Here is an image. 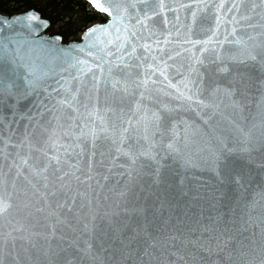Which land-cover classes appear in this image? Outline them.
Returning <instances> with one entry per match:
<instances>
[{"label": "water", "instance_id": "obj_1", "mask_svg": "<svg viewBox=\"0 0 264 264\" xmlns=\"http://www.w3.org/2000/svg\"><path fill=\"white\" fill-rule=\"evenodd\" d=\"M171 2L166 0V3ZM174 2L187 3V0ZM219 2L213 0V3ZM223 2L222 23L217 30L218 35L214 37L223 43H218L215 48L209 45L203 53L199 49L204 45L184 41L204 40L211 34L209 30L215 27L216 22L210 9L201 13L208 18V22H201L197 17L191 31L187 28L190 13L185 9L177 11L170 8L169 12L158 13L157 17L150 19L147 32L139 33L142 38L139 43L147 42L150 51L141 48L137 50L138 55L143 57L144 52L149 51L144 58L145 63L157 66H160L158 60H164L169 65L165 70L167 80L154 69L136 67L135 59L125 61V65H133L130 74L125 65L113 68L109 79L119 77L131 80L136 76L152 75L156 83L149 84L148 93L153 100L145 98L142 101L149 109L148 116L160 104H181L180 108L170 113L169 121L162 124L159 130L150 120L142 118V109L135 110V96H123L122 103H113L123 94L119 90L113 92L110 84L101 83L98 94L94 89L89 91L86 85L81 87L80 119L76 120L77 126L72 133L67 131L71 127L68 117L73 115L72 110L57 106V95H63L62 91L53 95L37 89L35 95L20 101L15 116L7 108L9 101L4 102V109L0 112V137L13 143L4 148L6 140L0 138V151L3 152L0 154V172L7 176L9 191H13V180L16 187L10 197L11 208L0 215V238L13 229L11 237H14L16 251L21 256L20 264H242V253L264 246V61L259 56L256 60L227 59L228 53L237 51L234 43L227 42L234 40L232 29L235 28V35L242 39L261 34L256 36L255 42L259 43L264 37V27H261L264 19H240L248 15L247 6L258 3V0H235L242 6L239 11L232 9L231 12L229 7L233 0ZM29 10L35 9L12 14L0 12V18L11 19ZM35 11L48 21L47 27L35 35H59L49 33L50 20ZM177 15L179 21L175 19ZM3 30L7 35V26H3ZM12 31L26 32V27L16 24L12 26ZM82 32L77 38L62 39L61 43L82 42ZM168 33L171 35L165 43L164 37ZM156 42L161 47L158 48ZM181 48L185 51H180ZM174 52L178 55H173ZM34 55L42 64L56 63L52 54L44 51H37ZM153 55L158 60H153ZM196 56L202 62H197ZM93 63L99 61L93 59ZM222 67L227 71L218 70ZM73 75L75 69L61 73L59 68H53L50 79L43 83L55 87L54 81H59L61 77L67 80ZM91 75L85 76L88 84L92 82ZM169 81L192 95L193 100L177 101L174 96L166 95V92H176ZM186 82H190V88L185 86ZM72 86L75 90V82ZM224 88L235 89L231 99L224 94ZM214 89H217L214 102L219 107L214 112L211 108L201 111L199 100H208ZM138 94L139 90H136V96ZM86 95L91 97L89 107L98 95L102 111L105 107L124 109L123 113L112 112L105 117L118 132L119 120L123 119L128 124L127 117L132 118L124 148L136 154L134 162L123 152L118 155L110 139L97 140L94 157L90 156L92 147L89 141L82 137L77 140L73 133L80 130L81 120L85 124L92 120L86 115ZM232 100L237 104L234 105ZM198 112L200 115H197ZM205 115H210L211 120H203ZM180 121L187 122V127ZM172 122L177 123L174 132ZM95 123L100 126L99 121ZM145 123L148 124L147 130ZM26 127L30 139L22 145ZM242 132L247 135H242ZM49 137L52 140L58 138L57 147L63 159L58 168L55 164L50 165L47 173L50 186L45 189L43 181L37 183L36 178L29 174L28 165H22L18 175L14 162L20 163L17 158L19 152L29 156V164L42 166L47 159L46 153L56 152ZM217 137L232 151L230 158L235 163L233 175L240 177L239 182H224L214 169L205 149L209 141L219 147ZM170 141L180 148L179 155L168 149ZM65 148L67 151H64ZM62 171L74 173L79 179L69 175L70 186L61 188L60 184L65 183L59 179ZM84 177L90 179L85 180ZM29 179L36 183L39 191L32 188ZM53 187L56 189L54 194ZM41 193L44 195L41 196ZM200 227L215 228L216 232L212 235L219 234L223 243L218 244L213 239L211 243L197 241L194 245L191 242L193 236L187 232L178 240L169 239L170 230ZM145 233L155 238L157 243H148ZM193 235L199 236V230ZM139 242L144 243L154 259L139 258V251L144 250L141 247L137 251ZM9 243H13L11 238ZM193 249L198 253L194 258L185 256L181 261L171 255L172 252L184 255ZM52 252L56 254L55 260L49 255ZM126 252H135L136 255L124 261L121 254Z\"/></svg>", "mask_w": 264, "mask_h": 264}, {"label": "snow or ice", "instance_id": "obj_2", "mask_svg": "<svg viewBox=\"0 0 264 264\" xmlns=\"http://www.w3.org/2000/svg\"><path fill=\"white\" fill-rule=\"evenodd\" d=\"M86 5L89 9V18L94 19L95 16L99 15L102 17L101 20L95 23H89L84 26L82 32V42L78 43L75 41L69 42L68 44H62L61 41L63 37L61 35H53L51 37H41L35 34L40 32L43 28L47 27L48 21L42 19L35 10H29L22 13L20 16L12 17L11 19L5 17L0 18V112L4 109V102L9 101L7 108L15 116L16 112L19 110L20 101L26 100L30 95H35L37 89H42L46 93H51L57 95L59 91L63 92V95H57V106L65 107L71 109L73 115L68 117L71 127L67 129L68 132L72 133V130L76 128V120L79 117V105H80V95L81 87L87 86L89 91L95 90L99 93L101 83L105 85H111L113 92L117 90L122 92V96L115 98L113 103H122L123 96L132 95L136 98L135 110L142 111V118L145 121L150 120L153 126L159 130V127L168 122L170 119V113L174 109L181 107V104L177 103L175 105L160 104L156 110L151 111V115L148 116L149 109L142 101L146 98L148 101L153 100V96L148 93L149 84L156 83L152 79V75L136 76L129 79L121 80L119 77H112L113 68L125 65V61L136 60V67L143 66L145 69H154L155 72L160 73L161 76L167 80L165 75V70L169 65L164 60H158V58L153 55V60H158L160 66L153 63H145V57L149 54V45L147 42L139 43L141 41L140 32H147L148 25L151 18L157 17L158 13H167L170 8L172 10L185 9L190 13V21L187 25L189 31L193 25L197 22V17H200L201 22L207 23L208 18L201 16V13L206 10H211V15L215 18V27L210 29V35L206 36L204 40H190L184 41V43H190L192 45L201 44L199 51L201 53L205 52L206 48L211 45L213 48L216 47L218 43H223V41H217L214 39L218 35V29L222 23L221 16L223 13L221 10L225 8L223 0L219 3H213V0H187V3H178L172 0L171 3H166V0H85ZM240 3H233L229 7V11L236 9L237 11L241 8ZM248 7V15L240 17L242 20H247L252 17H259L264 19V0H258V3H251ZM258 10V11H257ZM235 20V14H233ZM179 21V16L175 17ZM165 23H167V16H165ZM21 25L26 27V32L12 31L13 25ZM3 26H7L8 34H4ZM184 27V25H181ZM247 27H254L253 25H247ZM264 27V24L261 25ZM236 29H232V34L234 36L233 41H225L228 43H234L237 46V51L235 53H228L227 59L229 60H256L257 56L264 61V37L261 38L259 43H256V36L261 34L257 33L255 36L244 37L243 39L235 35ZM151 35V33H148ZM171 33L165 35V43L168 42V37ZM156 46L159 48V42H156ZM145 49L143 57L139 56L137 53L138 49ZM259 48V52L256 49ZM37 51H44L48 54H52L53 60L56 61L53 65H45L38 62V58L35 57L34 53ZM180 51H185L181 48ZM173 55H178V53H173ZM195 55V53H193ZM85 56L87 58H85ZM93 59L99 61V63H93ZM167 59H171L168 57ZM197 62H202L199 56H196ZM128 73H131L132 64L125 65ZM53 68H59V71L65 72L69 69H75V75L70 79L65 80L61 77L59 81H54L55 87L52 84L45 85L43 82L50 79V74ZM107 68V74H105V69ZM192 69H190L191 71ZM219 71H227V68H220ZM91 73V84H88L85 80L86 74ZM98 73V74H97ZM73 82H75V90H73ZM171 84V82L169 81ZM186 87L190 88V82H186ZM172 88H176V85L171 84ZM136 90H139L138 96H136ZM217 89L213 90V93L209 94L208 100H199V105L201 106V111L203 108H211L213 112L219 107L217 103L214 102L215 92ZM157 91H165L158 89ZM224 94L230 99L235 92V89L224 88ZM166 95L174 96L177 101H187L191 102L193 96L189 95L188 92L176 88L175 93H165ZM91 97L86 95L84 99V106L86 109V115L91 117L92 120L88 124H85L83 120L79 125L80 130L74 132L73 134L79 140L83 138L89 141L92 151L90 156L94 157L96 155V142L97 140L103 138L105 140L110 139V142L115 145V151L119 155L124 153L133 162L136 159V154L129 151H125V139L126 133L128 132L129 125L133 122L131 117H127L128 124L124 123L123 119L119 120L120 128L117 131L115 125H109L105 117L108 113L120 112L123 113L124 109L122 107H105L103 111L99 107V97L97 95L95 101L89 103ZM234 105L237 101H231ZM200 115V112L197 113ZM210 115H205L202 117L205 121L211 120ZM95 121H99V127H97ZM185 123L187 127V122ZM173 132L177 126L176 122L171 123ZM35 127V126H33ZM148 124L145 123V129L147 130ZM103 134V136H102ZM242 135H247L242 132ZM3 138V137H0ZM6 140L3 145L4 148L8 144L13 143L11 140ZM30 134L28 133L27 127L25 128V135L21 141V144L29 142ZM51 145L56 149L55 153H46L47 159L42 166H34L29 164V156L20 155L17 152V158L20 163H15L17 168V174H20V168L22 165H28L29 174L36 178L37 183L43 181V187L47 189L49 185V177L47 175L50 165L55 164L57 168L60 166L61 160L63 159L60 154V149L57 147L59 143L58 138L52 140ZM216 147L211 141L206 146V151L209 153L210 159L214 166V169L218 172L221 179L224 182H239L240 177L234 176L233 171L235 168L234 160L231 159L232 151L227 148L225 144L222 143L221 138H216ZM79 146V144H77ZM168 149L173 153L179 155L180 148L176 143L172 141L168 144ZM83 150V149H82ZM67 151V148L64 149ZM0 154H3L0 151ZM103 157V153L100 154ZM187 163V161H182ZM71 167V166H70ZM69 175H72L73 179H79L74 173H69L62 171L60 173L59 179L64 180L65 183H61L60 187L67 189L70 186L68 181ZM27 179V177H26ZM85 180L90 179V177H84ZM28 183L32 188L39 191L36 183H33L31 179ZM11 187L15 191V180L12 181ZM13 191H9V181L5 173L0 172V215L6 214L11 208L12 203L10 197L13 195ZM56 191L55 187L52 189V194ZM44 193H41L43 196ZM71 204L68 205L71 208ZM199 230L200 235L194 236L193 234ZM13 229H9V233L4 237L0 238V264H20L21 256L18 251H16V246L14 243V237H11ZM53 231L55 228L53 227ZM171 236L170 240H178L180 236L185 235V232L189 236H193L192 243L195 245L197 241H208L211 243L213 239L217 243H223L220 240L219 234L212 235L216 230L213 227H200L190 228L181 231L180 228L175 230H170ZM179 233V235H177ZM205 233L209 235L205 236ZM145 237L150 244H156L155 238L151 237L148 233H145ZM13 240V243H9V239ZM225 239H230L226 237ZM90 247V246H89ZM143 247V251L139 249ZM203 247V244H200ZM204 251H208L207 248H203ZM137 251H139V258L141 260L146 257L151 256V253L147 251V247L143 242H139L137 245ZM52 260L56 259V254L54 252L49 254ZM136 255L135 252H126L121 254V259L127 261L131 256ZM171 255L178 258L179 260H184L185 256L194 258L198 253L193 249L192 251L185 252L181 255L179 252H172ZM231 256V253L228 254ZM242 264H264V246L259 249L253 248L252 250L242 253Z\"/></svg>", "mask_w": 264, "mask_h": 264}, {"label": "trees", "instance_id": "obj_3", "mask_svg": "<svg viewBox=\"0 0 264 264\" xmlns=\"http://www.w3.org/2000/svg\"><path fill=\"white\" fill-rule=\"evenodd\" d=\"M33 8L50 20L48 32L59 34L64 41L76 38L84 26L102 19L89 18L84 0H0V12L12 14Z\"/></svg>", "mask_w": 264, "mask_h": 264}]
</instances>
